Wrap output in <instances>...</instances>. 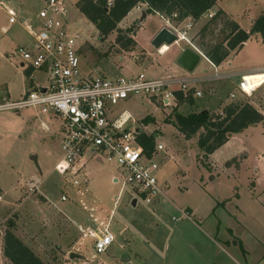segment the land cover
I'll use <instances>...</instances> for the list:
<instances>
[{"label":"rangeland","instance_id":"obj_1","mask_svg":"<svg viewBox=\"0 0 264 264\" xmlns=\"http://www.w3.org/2000/svg\"><path fill=\"white\" fill-rule=\"evenodd\" d=\"M75 2L76 0L66 1L68 28L71 34L78 33L80 35L78 38V43L81 44L79 54L84 71H91L96 74L103 73L109 78L128 77L140 71H143L150 78L187 75L190 72L176 63L180 50L185 47V42L170 44V50L168 49L169 52L164 56L158 55L156 48L151 45V40L154 37L151 35V31L162 23L156 14L148 13L143 19H139L140 15L133 21L128 18L132 16L129 15L125 20L119 22L117 28L105 38H100L95 26L78 11ZM219 4L226 8L232 19L238 22L243 29H250L251 20L264 8V0H220ZM41 6V0H0V26L8 24L7 11L9 9L15 10L17 18V22L9 26L7 33H2L0 27V39L5 41V45L0 46V51L3 54L0 56V103L18 100L26 90L35 84L47 83L45 75L38 70L33 72L31 83L30 78L24 74L20 65L21 59L15 52L18 45L30 42L31 37L27 34L24 25L31 22L28 16L34 17ZM141 7L145 11L146 6ZM17 8H21L29 14L20 17L19 12L22 11ZM137 15L139 14L133 16ZM209 19L195 25L192 30L196 42L200 45L202 43L201 47L205 51L224 41L229 32L226 16L219 15L210 23ZM205 24L207 29L201 32L200 29ZM130 26H133V33L127 31ZM119 32L122 35L132 37L135 44L128 48L120 46L115 41ZM123 40L125 41V39ZM26 41L29 42L25 43ZM229 55L230 65L227 70L241 71L256 64H264V37L260 33H256L248 39V42L239 51L231 50ZM166 65L176 67L179 71L171 69L165 73L162 68ZM204 68H206L204 72L206 75L213 73V68L201 58L193 72L202 73ZM220 71L224 70L220 69ZM239 78L237 75L220 81L206 80L201 84L204 96L192 97L193 102L184 101L173 108H165L149 102L146 98L137 96L122 99L112 106L114 114L110 115L111 118L126 110L132 115L126 123V127L152 133L155 144L161 143L163 145L164 148L152 156V159L156 160L159 165L157 176L164 185L167 196L165 198L160 196L162 204L160 202L159 204L145 203L128 185L123 184L122 171L114 162L97 161L92 158L91 154L84 156L88 187L86 188L85 183L82 182L83 178H80L81 185H73L68 174L61 175L54 170V165L61 157L58 121H52L48 116L33 108L20 111L1 110L0 178L3 185L6 186V194H3V201L0 202V218L14 211L27 213L34 218L36 223L29 229L31 228V233H34V237L37 238L36 244L35 242L33 244L38 254L36 255L45 264L138 263L139 259L132 260L130 263L123 262L122 256L119 254L122 248H115L119 243H122L124 249L128 250L132 248L134 243L133 239L125 240L124 236L127 232L123 235L118 234L117 230L122 224H126L131 229L137 227L150 236L157 229L155 221H161L164 227L170 225L172 216H179V208L185 207L187 203L191 202L202 207L200 204L204 200V193L209 197L216 193L228 194V185L235 180H237L236 187L240 190L246 188V184L249 186L247 183L248 176L250 175L249 181H251V173H253L251 167L256 162L242 156V151L236 152L237 144L219 146L215 149L216 151L214 150L215 153L209 157L208 163L205 161L203 152L197 146L199 132L191 138H185L173 122L165 121L166 119L173 120L176 111L183 114L202 109L216 111L219 106L218 102L228 100L227 93L233 90V82ZM233 92L235 95L238 94L237 90H233ZM252 95L243 96L242 99L245 101L252 99ZM147 116L149 121L144 125L142 119ZM43 121L49 125L47 129L42 125ZM262 127V124L254 125L241 138L246 142L249 149V157H252L257 150L260 154L264 151V141L261 138ZM228 166L234 170L235 167L243 166L244 168L242 171L238 170L237 173H234L237 176L234 179L225 173L226 169L229 168ZM247 166H250V170L247 169ZM95 167L101 175L98 178L97 187L93 190L92 179L94 175L88 172ZM105 173L115 174L119 180L114 182L111 179L110 181L109 177L104 178ZM34 178H38L40 181V191L30 192L32 194L25 193V189L29 192L25 185L26 181ZM82 186L85 187L82 188ZM254 190V197L262 198L261 190ZM63 193L67 196L66 201L60 200ZM42 195L49 197L55 206L45 200ZM134 199L137 201L136 204H133ZM101 205L103 207L101 210L105 216H101L99 220L96 218L95 224H105L107 216L113 212L112 230L116 238L106 251L92 256L95 251L92 248L91 238L82 239L80 229L85 228V220H94L93 214ZM56 215L64 218L67 222L65 220L59 221L52 228L44 224V229L41 228L42 220H45L46 217L54 219ZM14 216L12 214V217H7L4 223L7 224L8 219L15 223ZM121 218L124 221H121ZM75 220L80 221L76 223ZM121 222L123 223L121 224ZM68 223L73 226V231ZM80 224L82 227H77ZM56 226L59 227L60 239L55 237L57 234ZM75 232L78 234L76 240L74 239V236L76 237ZM40 233L41 235H38ZM58 240L62 242H58ZM65 246L74 252L83 253L84 258H70L67 251L61 250ZM114 248L115 250L111 251ZM256 250L260 252V249ZM1 264L11 263L4 260Z\"/></svg>","mask_w":264,"mask_h":264},{"label":"built area","instance_id":"obj_2","mask_svg":"<svg viewBox=\"0 0 264 264\" xmlns=\"http://www.w3.org/2000/svg\"><path fill=\"white\" fill-rule=\"evenodd\" d=\"M41 1L42 6L34 19L24 25L31 42L18 45L15 52L21 59L23 70H30L28 77L31 83L35 70L45 75L47 83L35 84L18 100L0 103V111L33 108L52 121H58L61 157L54 165V170L61 175L68 174L73 185L79 186L82 182H87L84 156L91 154L97 161L114 162L122 171L123 184L128 185L145 203H154L165 194V187L158 179L159 165L152 156L164 147L161 143L155 144L151 156H148L138 139L140 132L145 131L125 126L132 117L126 110L111 118L110 115L114 114L112 106L122 99L137 96L162 107L173 108L178 103L177 91L182 92L184 99L188 96L202 97V83L228 78L229 74L221 72L218 64L212 62L199 47L194 35L189 33L191 22L183 24L162 16L164 27L177 37L173 43L185 42V47L194 50L200 59H204L213 68L212 74L206 75V68L202 73H194L192 70L183 76L158 78H150L143 71L115 78H109L103 73L86 72L82 69L79 54L80 35L69 32L67 0ZM8 15L9 24L17 22L13 9L8 10ZM213 15L209 13L210 17ZM172 17H176V14ZM7 31L8 26L1 28L2 33ZM156 50L162 54L161 47ZM263 73L264 68L257 76ZM260 80L255 85L257 80H249L241 75L235 89L251 96L264 83V77ZM210 90L213 91L212 88ZM229 96L235 98V93L231 92ZM43 126L48 128L46 124ZM80 178H83L82 182ZM118 180L116 177L115 181ZM25 185L29 192L40 191L38 180L29 179ZM42 196L55 206L49 197ZM66 199L67 196L63 193L60 200ZM111 220L110 215L105 224L80 229L82 239L91 238L95 251L92 256L106 251L115 240ZM117 231L118 234L121 233L120 230Z\"/></svg>","mask_w":264,"mask_h":264},{"label":"crops","instance_id":"obj_3","mask_svg":"<svg viewBox=\"0 0 264 264\" xmlns=\"http://www.w3.org/2000/svg\"><path fill=\"white\" fill-rule=\"evenodd\" d=\"M219 2L220 0H217L215 4L213 5V7L210 8L204 14H202V16L199 19L194 20L191 17H186L184 21H182L183 24H185L186 22H191V29L189 31L191 35H192V30L195 25L201 24V22L209 19L210 17L209 13L215 15L216 11L222 10L223 13L229 19L234 20L232 19L230 14L227 12L226 8L222 7L219 4ZM141 6H144V5L138 4L134 6L123 19L125 20L129 15L133 16L135 14H139L137 16H133V18L132 16L128 17L132 21L136 20L138 16H140L142 12L144 11L143 7ZM18 10L22 11V12H19L20 17H23L26 14L27 15L29 14V12L26 13V11L21 8ZM262 10L260 11V13L262 12ZM260 13H258V15L251 20V25L254 19H256ZM154 14L160 17L162 23L159 24L155 29L151 31L152 36H154L160 30V28L164 27L165 25L164 19L159 14L157 13H154ZM7 15H8V11H7ZM147 15L148 14H146V16ZM28 17H29V20L30 19L33 20L35 16L33 17L32 15H30ZM8 18H9V15H8ZM123 19L121 21H123ZM236 23L239 25L238 22ZM13 24H9V21H8L7 25H4V26L1 25L0 27L2 28L5 26H8V30H9V26ZM245 30H248V29H245ZM253 35H256V33L252 34L250 38ZM27 42L29 41H26L25 43ZM247 42L248 40L243 42L242 47ZM2 45H5V41L0 39V46ZM163 46H165L166 49L168 48L167 44H164ZM241 48L238 47L235 50L239 51ZM169 50L167 49V51H165V53L162 52V54L158 53V55L164 56L165 54L169 52ZM2 55L3 54L0 51V56ZM229 56L230 55H228L220 64H218L219 68L221 70H224L222 72L229 74L228 78H231V77L233 78L234 76H237V75H239L240 77L241 75H245V74L258 73L262 71V69L264 68V64H256L251 67H247L241 71L227 70L228 66L230 65V60H228ZM167 61L169 62V60ZM224 64H225V67H223ZM162 69H164L165 73L167 70H171V69L174 71H179L178 69H176V67H173L171 65H166ZM180 76H183V74ZM238 80H234L233 90H236L235 85L238 82ZM263 87H264V83H262V85H260L254 91L252 95V99H247L263 115V120L260 122L254 123L252 125H249L248 127L244 128L240 132L230 133V135H228V140L224 144H222V146H228V145L233 146L234 144H237L236 147L238 148L236 152L242 151L243 152L242 156L248 157L252 159V161L256 162V164L252 165L251 167L253 169V173H251L252 174L251 181H249L250 175L248 176L247 183L249 184V186H247L246 184V188H244L243 190H240L239 188L236 187L237 180H235L234 182L232 181L229 183L228 185L229 193L228 194L216 193L215 195L213 196L211 195V197H209L207 194L204 193V200L200 204L202 205V207L194 205L191 202L187 203L185 207L179 208V211H180L179 216L177 217L172 216L171 218L172 222L170 225L168 224L166 227H164L161 224V221L160 222L155 221L154 223L156 224L157 229L150 236H148V234L145 231H142L141 229L139 230V228L137 227L131 229L128 226H126V224H122L123 222H121L123 227L122 226L119 227V230L121 231L120 234L123 235L125 234V232H127L126 235L124 236V238H126L125 240L127 241H130L131 239L134 240L132 248L128 250L124 249V245L122 243H119L117 246H115V248L117 247L122 248L119 254L122 256L123 262L125 261L127 263H130L132 262V260L134 261V260L139 259L138 263H134V264H264V198H263L264 196V151L262 152V154H260V152H258L257 150V152L253 153L252 157H249L250 152L248 151L249 149L246 146V142H244L243 139H241L243 138L244 133L249 130V128L257 124H262L263 127L261 128V133H262L261 138L264 141V89ZM233 90L227 93V98H228L227 101L223 100L224 102L223 101L218 102V105H219L218 109L216 111L215 110L210 111L208 109L209 112L222 113L223 107L227 105L229 102L237 100V99H242L243 96H246L238 92V94L235 95V98H230L229 93L233 92ZM42 123H43L42 125L46 124L47 127H49V125L45 121H43ZM215 151L208 154L205 161L208 162L209 157H211L215 153ZM96 168L97 167H95L93 170H90L88 172L94 175L92 179V189L93 190L95 189V187H97L98 178L101 175L98 169ZM243 168H244L243 166L238 167V168L235 167V170H234L229 167L226 169V171L225 170L224 171L229 177H232L235 179L237 178V176H235L234 173H237L238 170L242 171ZM247 169L250 170V166H247ZM0 177H1V173H0ZM105 177H109L110 181L111 179H113L114 182H116L115 174L105 173L104 178ZM34 179L39 180L38 178H34ZM88 183L89 182L87 180V182L85 183L86 188L88 187L87 186ZM83 187L85 186H82V188ZM0 189H1V192H0V202H1L3 201V194H6V190H5L6 186L3 185L1 178H0ZM254 189L261 190L262 198L258 199V197H254L253 195L255 193ZM25 193L32 194L30 192H27L26 189H25ZM161 197L165 198L167 196L166 194H164ZM160 198L156 200V202L154 203L156 204H159V202L161 203L162 198L161 199ZM134 201L135 203L133 204H136L137 201L135 199ZM97 208L98 209L96 213L93 214V217H95L94 220L93 221L85 220V228L87 227L90 228V227L95 226L96 225L95 219L97 218L99 220L101 219V216L103 217L105 216L104 212L101 210L103 209L102 205ZM12 214L15 215L14 216L15 223L12 227L14 234L17 237H19L28 247H30L34 251L35 254H37L35 251L34 245H33L34 242L36 244L37 238L34 237L35 235L34 233L33 234L31 233V230H30L31 228L29 229L30 226L32 227V225L36 223L33 220L34 218L28 215L27 213L24 214L19 211H14V212H11L10 214L8 213L3 218H0V264L1 262L3 263L4 260L9 261V259L3 253V235H4V229L7 227V224L4 223V221L7 219V217L9 216L12 217ZM111 214L113 215V212H111L107 216L106 219H108V217H110ZM113 218H114V215L112 217V220ZM62 220H65V219L60 217L59 215H56L54 219L46 217L45 220L41 221L42 223L41 228L44 229V224L52 228L54 227V225H57L59 221H62ZM79 221L80 220H75L76 223H78ZM121 221H124V219L121 218ZM81 224L77 225V227L78 226L82 227ZM68 226H70L72 231L74 230L73 226L70 223H68ZM58 229L59 227L56 226V230H57L56 231L57 234H55L56 239L61 238L60 235L58 234V231H59ZM76 230H77V233H79L78 229ZM77 233L75 232L76 234V237L74 236L75 240L76 238L78 239ZM38 235H41V233ZM58 242H62V241L58 240ZM115 248L112 249L111 251L115 250ZM256 249H260V252L259 250H256ZM61 250L67 251L68 254L71 251H73V250H70V248H67V246L62 247Z\"/></svg>","mask_w":264,"mask_h":264},{"label":"trees","instance_id":"obj_4","mask_svg":"<svg viewBox=\"0 0 264 264\" xmlns=\"http://www.w3.org/2000/svg\"><path fill=\"white\" fill-rule=\"evenodd\" d=\"M217 0H77V9L95 26L100 38H105L109 33L117 28V24L128 14L136 5H145V12L157 13L162 17H168L178 22L184 21L186 17L194 20L199 19L202 14L213 7ZM176 17H172L173 14ZM219 15L226 16L222 10L216 11L215 15L209 19L213 22ZM226 18H228L226 16ZM226 25L229 27L224 41L217 43L205 52L207 57L215 64H220L230 53L237 49L243 42L248 40L254 33H260L264 37V9L259 16L254 19L250 29L241 28L234 20L228 18ZM207 29L206 24L201 27V32ZM129 32L134 31L133 26L128 27ZM125 39V41L123 40ZM116 43L124 48L135 44L132 37L122 35L120 32L115 38ZM30 70H24L28 77ZM178 103L184 101L193 102L192 97L184 99L181 91L176 92ZM198 98V97H197ZM144 124L149 121V117L142 119ZM263 120V115L248 101L237 99L229 102L223 107L222 113H210L206 109L192 111L187 114L180 112L174 113L171 121L185 138H191L199 132L197 146L206 158L216 148L228 140L229 133L242 131L244 128ZM139 142L144 147L145 153L151 156L155 145L154 134L140 132ZM1 192V189H0ZM14 223L7 220V227L3 235V253L12 264H45L28 247L13 230Z\"/></svg>","mask_w":264,"mask_h":264},{"label":"water","instance_id":"obj_5","mask_svg":"<svg viewBox=\"0 0 264 264\" xmlns=\"http://www.w3.org/2000/svg\"><path fill=\"white\" fill-rule=\"evenodd\" d=\"M146 16V12L143 11L141 14L140 19H143ZM177 37L174 33H172L167 27H161L160 30L154 35V37L151 40V45L154 48L160 47L162 44H172L174 40H176ZM242 47V44L239 46ZM200 59V56L198 53H196L194 50L184 47L180 54L178 55L176 59V63L186 69L187 71H192L195 66L197 65L198 61ZM230 135V133L228 134ZM133 203L135 201L133 200ZM70 258L78 257V258H84V255L82 253H77L74 251H71L69 253Z\"/></svg>","mask_w":264,"mask_h":264},{"label":"bare ground","instance_id":"obj_6","mask_svg":"<svg viewBox=\"0 0 264 264\" xmlns=\"http://www.w3.org/2000/svg\"><path fill=\"white\" fill-rule=\"evenodd\" d=\"M165 44V43H164ZM164 44H162L160 47H162L161 48V51L163 52V53H165V51H167V49H169V46H168V48L166 49L165 48V46H163ZM259 74V72L258 73H250V74H245V76H246V78H248L249 80L250 79H253L254 81H256L254 84L256 85V84H259L260 82H261V78L262 77H264V73L263 74H261V75H259V76H257ZM256 78V79H255ZM260 85H262V84H260Z\"/></svg>","mask_w":264,"mask_h":264}]
</instances>
